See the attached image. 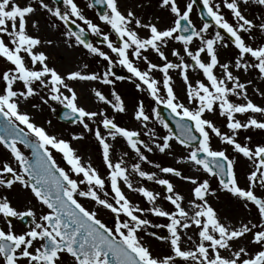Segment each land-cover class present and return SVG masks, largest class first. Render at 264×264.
Masks as SVG:
<instances>
[{
	"label": "snow or ice",
	"instance_id": "snow-or-ice-1",
	"mask_svg": "<svg viewBox=\"0 0 264 264\" xmlns=\"http://www.w3.org/2000/svg\"><path fill=\"white\" fill-rule=\"evenodd\" d=\"M201 2L206 10L201 13V19L204 15L211 18L217 29L214 35L210 34L213 25L207 20L197 28L190 18L197 0H189L183 7L180 0H156V6L171 18V23L163 27L151 20L142 21L135 8L122 10L121 0H95L96 5L107 8L98 14V19L110 27L117 38L114 41L84 15L76 0H57L56 6H50L48 0H0V58L11 65L0 72V146L9 152L14 162L0 161V220L4 224L0 227V264H264V191H260L264 189V143L253 146L250 135L245 136L248 143L237 138L241 130L264 131V105L249 98L248 87L253 81L242 82L240 75L233 71L258 70L264 80V13L252 18L246 14L251 4L264 8V0ZM143 7L142 3L136 5V8ZM222 8L228 10L233 22L226 18ZM41 10L63 24L66 31L62 35L69 48L83 46L90 55L107 62L105 70L99 73L74 70L62 74L50 66L49 56L38 48L53 45V39L32 34L40 28L38 13ZM55 21L50 25L53 29L59 27ZM72 25L78 31H73ZM138 29L144 30L146 35L142 36ZM88 32L102 37L101 42L116 59L88 40ZM256 33L261 34V42L253 46L249 41L256 40ZM170 41L182 45L183 55L181 49H171V55L178 62L170 60L164 50ZM194 41L198 44L193 49ZM230 44L237 55L234 61L222 62L220 49H227ZM146 53H155L161 63L153 62ZM134 61H143L146 67L141 69ZM117 64L127 69L130 80L135 78L137 90L147 91L156 105L163 104L178 118L179 135L157 108L149 115L143 100L138 101L133 117L147 129L143 134L149 136L150 143L142 138L141 131L120 125L106 109L93 111L79 103L78 93L69 82H99L111 86L112 98L93 88L95 99L115 113L127 112L125 100L115 87L117 81L125 79L112 71ZM83 67L87 69L88 65ZM217 67L220 75L215 71ZM190 69L200 70L207 82L191 81ZM170 70L179 71L189 104H197L195 109L178 97ZM154 72L162 74V81L155 78ZM161 87L164 95H161ZM254 91L264 97V91L256 87ZM232 97L242 98L244 102L238 103ZM37 98L50 108L49 101L62 105L68 110L64 113L65 119L82 127V132L72 134L71 141L84 140L85 133L95 137L108 170L106 178L91 162L83 160L70 140L50 133L22 109L24 104L38 108L40 105L33 102ZM206 112H218L225 117L229 132H222L211 119L205 118ZM237 114L245 115L246 119L237 118ZM153 119L168 130L166 135L156 137L155 131L148 128ZM210 132L251 162L252 170L243 185L236 171L235 157L230 158L226 150L214 149ZM118 139L126 143L135 162L129 164L125 159L129 157L128 151L114 159L112 142ZM173 140L188 150L179 162L198 166L208 176L217 178L219 191L235 198L249 212L255 209L258 220L232 223L210 203V198L217 196V189L212 188L209 179L184 175L176 167H162L146 155L154 148L165 153L171 149ZM18 145L31 149V157ZM52 150L61 154L67 170L57 163ZM143 164L191 183L193 198L187 201V207L184 195L170 179L145 170ZM133 175L163 186L166 193L163 199L174 206V210L157 203L160 192L142 185L134 186ZM121 182L128 190L145 198L149 206L133 203L122 190ZM17 187L30 193L47 211L37 215L32 207L18 210L6 194ZM78 197L90 199L109 210L114 215L112 226L99 218L97 211L85 207ZM146 213L166 218L167 223L153 225L145 218ZM11 218L31 219L25 230L18 232ZM150 227H165L169 235L149 232ZM192 229H195V240L188 234ZM141 233L165 243L168 250L155 253ZM189 243L191 247L187 246Z\"/></svg>",
	"mask_w": 264,
	"mask_h": 264
},
{
	"label": "rangeland",
	"instance_id": "rangeland-1",
	"mask_svg": "<svg viewBox=\"0 0 264 264\" xmlns=\"http://www.w3.org/2000/svg\"><path fill=\"white\" fill-rule=\"evenodd\" d=\"M50 6H56V4L52 0H48ZM78 3V6L81 8L84 15L92 19L94 23L98 24L102 31L109 33L110 38L116 41V36L111 33L110 27L108 25H105L102 21L98 19V14L94 7H88V4H92L91 0H76ZM189 0H180V6L183 7ZM218 2V0H217ZM143 4V8H136L137 4ZM126 7H132L135 8L138 14L140 15L142 21L147 22L151 20L153 23H158L160 26H167L171 23V18L166 12H163L156 6V0H121V9L124 10ZM222 11L224 12L227 19H229L230 22H233L232 17L227 9L222 8ZM262 13H264V8H261L260 6H257L255 4H251L246 11V14L252 18L255 16H259ZM39 19L41 21V27L47 32V36H49L51 39H53L54 43L53 45H43L38 48V50L45 51L46 54L49 56V64L50 66L55 67L59 72L62 74H66L70 71L74 70H82V71H96V72H103L106 68V61H103L102 59L98 57H94L90 55L86 49L83 48V46H73L71 47V55L68 59L65 55L60 54L61 52H58L56 44L58 42H61L63 46H59L64 48L67 46L65 43V37L62 35L64 31H66L63 24L59 21H55V18H52L48 15H46L43 10H41L38 13ZM159 16L160 20L157 21L156 17ZM190 18L193 20L194 25L199 28L202 26L203 21L201 20L199 13L195 6H193V11L190 14ZM162 19L164 21H162ZM45 21H47V25L45 24ZM56 22L59 27L57 29H53L50 27L52 22ZM78 24H81L83 26V23L81 21H77ZM217 29L213 26L210 28V34L214 35V32ZM140 34L142 36L146 35V32L144 30L138 29ZM90 41L95 45L101 47L104 51L109 52L110 55H112L113 59H116L115 54L111 53L109 49H107L106 45H104L102 41V37H98L90 32ZM34 35H38L36 32H32ZM41 34V32H40ZM39 36L43 39H46L47 37L41 34ZM223 35V34H222ZM74 39V38H73ZM250 43H253V46L258 45L261 42V34L256 33V40L254 42L249 41ZM174 43V44H173ZM198 44V41H194L192 47L193 49ZM68 47V46H67ZM69 48V47H68ZM177 48L181 49V54L183 55L182 51V45L179 42L170 41L168 46L164 49L166 52V55H168V58L172 60L173 62H178L177 58L171 55V49ZM224 55H223V54ZM150 56V59L155 63H161L159 58L156 56L155 53H146ZM237 55V50L234 46L231 44L227 49H220V58L222 62H226L229 60L235 59ZM186 61H189V58L185 57ZM136 62L141 69H144L146 67L145 63L143 61H134ZM87 64L88 68L84 69V65ZM120 65H115V68L119 69ZM11 67L10 64L5 62L2 58H0V72L6 70L7 68ZM37 67H39L37 65ZM217 75H220V69L217 67L215 69ZM234 74H241L244 75L240 76L242 82L246 80H252L253 84L249 85L248 87V93L249 98L253 100V102L264 105V97L260 96L256 91H254V87L259 88L261 91H264V81L260 78V75L258 73V70H250L248 73H244L242 70L237 71L233 69ZM153 75L158 80L162 81V74L159 72H154ZM170 75L173 77V86L174 90L176 91L178 97L180 100L186 104V106L195 109L197 107L196 102H193L189 104L187 95H186V86L183 82V80L178 79V75H176L173 71L170 70ZM190 80L195 82L196 80H203L205 82L206 78L203 76L202 72L200 70L192 71L190 69L189 71ZM131 76V74H130ZM135 78H132L131 80L126 81H117L116 82V90L118 93L121 94L122 98L125 100V103L127 105V112L126 113H115L113 110L103 104L102 102H99L95 99L94 94L92 92L93 88H97L101 90L105 95H108L111 99V86L100 84L99 82H72L73 86L75 87L78 95L85 94L87 103V109L98 111L99 109H106L107 114L111 116H115L116 121L122 125L126 126L132 129H137L141 131L142 138L150 143L149 136L144 135L143 133L147 131V129H144L140 122L136 121L133 117L134 109L138 103V101L143 100L145 110L148 112L149 115H152V109L157 108L158 105L155 104V101L152 99V97L147 93V91H139L134 86ZM22 87V85H19ZM43 94V93H42ZM161 95H164V90L161 87ZM233 100H235L238 103L244 102L242 98H236L232 97ZM34 103L39 104L40 106L38 108H32L30 104H24L22 106V109L24 111H28L33 120L39 124L44 126L50 133L55 134L61 138H64L66 140L71 141V136L73 133H80L83 131L82 127L78 124H65L58 120L57 118V112L64 109V107L58 103L49 101V104L51 105V108L48 105H43L37 98ZM163 105V104H162ZM53 109H55L53 111ZM205 118L211 119L217 127L221 129L222 132H229V130L226 127V118L223 116H220L218 112L216 113H205ZM237 118L244 120L246 119L245 115L237 114ZM259 118V116L257 117ZM48 121H51L49 124ZM149 129H153L155 131L156 137H163L167 134L168 130L163 127L157 120L153 119L148 124ZM103 131V129H101ZM250 135L252 137L251 144L254 146L257 143H264V131L251 129V130H241L238 135V140L242 143H248L247 140H245V136ZM211 136V143L214 149L217 150H226L227 154L230 156V158L235 157L236 159V171L239 176L240 182L243 185L246 181V176L249 173L250 170H252V164L249 162L246 158L242 157L241 155H238L235 153L231 146L226 145L221 142L220 138L216 137L215 134L210 132ZM85 139L81 141H71L73 147H75L78 150V154L81 155L83 160L85 162H91V164L98 169L102 177H107V168L103 163L102 155H101V148L98 144V142L95 140V137L90 133H85ZM155 138V137H153ZM162 142V141H157ZM114 144L115 152H114V159H118L123 155L125 151L129 152V157H126L125 159L128 160L129 164L132 162H135L134 154L131 153V151L127 148L126 143L122 139H118L117 141L112 142ZM172 147L169 150H166L165 153H160L159 150L154 148V151L152 153H146L148 155L149 159L152 160L154 163L160 164L162 167L171 166L176 167L179 170L182 171L184 175H190L193 177L198 178L199 180L203 179H209L210 184L212 188L217 189V196L210 198V203L213 204V206L220 212L222 217H226L229 221L232 223H238L241 220L247 221L248 219L253 220V222H256L258 220V216L256 215L255 209H253L251 212L244 209L240 202H238L235 198H232L228 196L227 194L219 191L218 188V180L215 177H210L206 173L203 172L202 169H199L198 166H195L190 163L186 162H179L180 158L187 155V149H185L183 146L179 145L175 140L170 142ZM21 147V150L24 151L26 155L30 157V153L28 150H26L23 146L18 145ZM118 149V150H117ZM53 151L54 158L57 160V163L61 167H65L67 170L68 165L66 162L62 159V156L60 153ZM169 152L171 154H169ZM11 162L12 158L9 154V152L3 147L0 146V161ZM15 166V165H14ZM142 167L147 171H155L157 172L158 176L162 178L170 179L173 184L175 185L176 189L185 197L184 205L187 207V201L189 199H192V188L193 185L187 181L181 180L180 178L173 177L170 174H163L160 173L158 169L154 168L152 165L143 164ZM79 179L78 177H75ZM134 186L142 185L145 187H148L150 190L155 192L161 193V198L157 201L160 206L164 207L165 209L174 210V206H172L168 201L163 199V196L166 194L164 191L163 186H160L156 184L154 181H147L139 178L138 176L133 175L132 176ZM81 187H84L81 185ZM122 190L125 192V194L128 196L130 200L133 201V203L139 204L141 207H148L147 201L145 198H143L140 194L131 192L126 188V186L123 185L121 182ZM110 191V189H109ZM264 191V189L260 190ZM9 195V198L13 202L14 206L17 207L18 210H24L25 208L32 207L36 212L37 215L42 214L43 212L47 211V209L42 206L38 201H36L30 193L21 191L19 187H17L14 191H10L6 193ZM78 199L81 201L82 204L85 205V207L89 208L90 210H95L98 213L99 218H101L105 223H107L109 226H112L114 222V215L104 208H102L99 205H96L93 201L90 199L78 197ZM123 218V217H122ZM145 218L150 219L152 221L153 225H161L167 223L166 218L162 217H156L150 213L145 214ZM30 223V222H29ZM3 221L0 220V227H3ZM15 230L20 232L25 230V226L20 224L19 222L14 223ZM149 232L155 231L158 235L167 236L169 235L167 232V229L165 227H150L148 229ZM195 229L189 230L188 234L193 235V240L196 239V236L194 235ZM144 240L152 247L153 251L155 253L160 252H166L167 245L159 240H156L155 238L151 236H146L143 233H141ZM242 244H247L246 241H242ZM188 247H191L192 245L189 243L187 245ZM249 247H253L249 245ZM227 254V253H225Z\"/></svg>",
	"mask_w": 264,
	"mask_h": 264
},
{
	"label": "water",
	"instance_id": "water-1",
	"mask_svg": "<svg viewBox=\"0 0 264 264\" xmlns=\"http://www.w3.org/2000/svg\"><path fill=\"white\" fill-rule=\"evenodd\" d=\"M54 2L57 3V0H54ZM92 3H93V5L96 7V9L98 10L99 14H102L103 11H106V10H107V8H106L105 5H96V4H95V0H92ZM196 5H197V7H198V9H199V11H200V14H201L202 12H206V10L203 9V5L200 3V0H197V4H196ZM60 6H62V4H60ZM203 20H207L210 24H214V22L211 21V18L207 17L206 15H204ZM71 27H72V30H73V31H78V29L76 28L75 25H72ZM87 39L89 40V36H88V35H87ZM113 72H114L117 76H119L118 73H117V71H116L115 69H113ZM123 77H124V76H123ZM158 110H159L161 116H162V117L168 122L169 127L172 128L173 132H175L177 135H179V129L176 127V119H178V118L174 117V115L171 113V111H170L167 107H165V106H163V105H160L159 108H158ZM66 111H68V110H67V109H63L61 112H59V113L57 114V116H58V118H59L62 122H65V123H72L71 120H69V119H65V117H64V113H65ZM26 149L30 151V157H31L32 150L29 149V148H26ZM202 155H203V154H202ZM11 219H12L13 221H15L14 218H11ZM30 219H31V218H25L24 221H21V222L26 226V225L30 222Z\"/></svg>",
	"mask_w": 264,
	"mask_h": 264
},
{
	"label": "bare ground",
	"instance_id": "bare-ground-1",
	"mask_svg": "<svg viewBox=\"0 0 264 264\" xmlns=\"http://www.w3.org/2000/svg\"><path fill=\"white\" fill-rule=\"evenodd\" d=\"M162 21H164L163 19H162ZM43 27H41L40 26V28L38 29V30H35L34 32H36L38 35L40 34V32H41V34H43L44 36H46L47 38L46 39H49L50 37L49 36H47V32L44 30V29H42ZM30 31H32L31 29H30ZM33 32V31H32ZM40 34V35H41ZM42 38V37H41ZM43 39V38H42ZM174 44V43H173ZM59 46H63V44L61 43V42H58L57 44H56V47H57V50H58V52H61L60 54H62V55H65L68 59L70 58V55H71V49L70 48H68L67 46H65L64 48H62V47H59ZM223 54V53H222ZM224 55V54H223ZM171 71H173L176 75H178V79H180V81H181V79H182V77L180 76V74H179V71L178 70H171ZM240 76H242V75H244L243 73H241V74H239ZM264 81V80H263ZM79 96V103L81 104V105H83V106H85L86 108H87V103L85 102V100H86V95L85 94H80V95H78ZM118 150V149H117Z\"/></svg>",
	"mask_w": 264,
	"mask_h": 264
}]
</instances>
